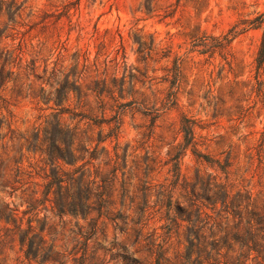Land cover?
Returning a JSON list of instances; mask_svg holds the SVG:
<instances>
[{"label":"rangeland","instance_id":"374dc122","mask_svg":"<svg viewBox=\"0 0 264 264\" xmlns=\"http://www.w3.org/2000/svg\"><path fill=\"white\" fill-rule=\"evenodd\" d=\"M263 42L264 0H0V160L7 166L5 177L4 171L0 175V209L22 212L41 200L44 182L32 167H44L47 175L53 170L39 163L40 151L55 142V124H76L60 114L70 110L91 119L80 124L82 146L94 158L83 171L99 172L95 187L113 175L101 197L105 203L89 201L96 210L85 223L83 209L76 219L67 218L70 228L96 222L85 264L151 263L142 239L164 221L137 209L166 203L160 186L173 190L174 214L176 207H187L178 220L179 251L194 262L186 247L195 242V206L206 203L209 183H226L229 197L256 200L247 211L259 213ZM39 125H47V132L36 141ZM215 162L231 165L225 167L228 181ZM189 199L197 201L191 205ZM48 211L39 204L32 221L33 235L47 245L54 239L45 227ZM11 227L0 221V230ZM84 237L76 246L63 232L54 244L78 259ZM24 260L16 236L0 245V264ZM43 261L41 252L31 264Z\"/></svg>","mask_w":264,"mask_h":264},{"label":"trees","instance_id":"16d2710c","mask_svg":"<svg viewBox=\"0 0 264 264\" xmlns=\"http://www.w3.org/2000/svg\"><path fill=\"white\" fill-rule=\"evenodd\" d=\"M261 56L262 59L259 65L264 64V42ZM87 70V66H82L81 75L83 76ZM98 82L96 81L95 86L99 85ZM94 89L97 88L91 89L92 93H95L96 90ZM108 93L110 94V92ZM97 99L102 102L100 96H97ZM60 114H67L70 120H76V124L72 128H69V126L60 127L59 124L54 125L55 142L53 143V140H51V149L46 147L45 151H40L41 154L39 155L41 158L39 160L40 164L43 163L45 166L53 167V170L50 169L48 175L44 167L38 165L32 167L35 175L44 182L41 200L35 199L29 209L22 212L15 208L12 209L8 205H4L0 209V221H3L5 226H12L11 228L0 230V245L10 243L16 236L19 243V251L23 252L26 264H31L32 261L35 262L36 257L41 252L44 260L43 264H66L68 260L73 262V264H85L88 241L91 238V234L93 235L96 232V222L94 219H90L86 227L76 224L73 227L70 225V228L68 224L71 223V219L78 217L82 211L80 209H83L82 220L85 223L90 215L89 213L96 210L91 205L97 204V202L105 203V200L101 201V197L105 195L107 186H109L108 184L112 182L113 178L112 175L110 180L108 178L101 179L102 185L95 187L94 180L98 178L99 172L95 170L91 175L89 171H83L84 167L92 164L90 161H93L94 158L92 151L89 152V148L86 145L82 146L85 131L80 129V124L85 119H91L70 110H62ZM101 121L98 125L105 123L103 119ZM46 126L41 128L39 125L34 128L33 134L36 141L39 140L42 131L47 132ZM51 127L53 128V125ZM41 143L42 145L46 144V139H42ZM263 151L262 144L258 145L255 174L258 177L259 184L264 179ZM44 153L50 155L45 159L43 157ZM74 154H86L87 156H75ZM195 155L198 158L203 157L198 154ZM80 161L84 162L76 166ZM215 163H217L225 175L226 181H228L229 174L226 172L225 167L228 168L231 165H228L227 162L226 166H219L218 162ZM104 165H109V162L106 161ZM18 168L17 166L15 172L19 171ZM6 169L7 166L4 165L3 168V162L0 160V175L4 171L2 178L5 177ZM175 176L178 177V174ZM226 187V183L224 185L221 183H209L207 187L208 196L205 197L206 203L202 202L201 206H195L198 211L199 224L194 225L196 229L193 234V240L195 242L189 241V245L186 247L192 255L196 256L194 262L190 261V258H183L180 255L179 249L182 245V240L178 233L180 227L178 220H181V215L187 212V207H176L174 214L172 189L160 186V196L167 199L166 203L162 202L160 205L155 204L152 207H147L145 204L140 210L139 208L137 209L138 213L148 212V215L153 214L156 216L157 223L164 221V224L161 225L162 227L154 228L147 237L142 239L145 242L144 248L151 262L150 264H191L192 262L193 264H235V261H238V264L239 262L240 264H264V192L260 191L256 196L259 204V207H257L259 213H255L247 210L250 207L256 208V200L251 203L249 197L240 194L235 197H229ZM99 189H101L100 192H98ZM93 198H95V202L90 203L91 205L88 204ZM196 201V199H189L191 205ZM158 202L159 200L156 203ZM39 204H47L49 206L50 217H45L44 221L46 222L45 227L48 229L49 235L54 236V239H51V243L48 245L42 237L33 235L32 221L37 214L36 210ZM242 204H244L243 212H246L245 220L243 212L238 211ZM163 208L165 212H163ZM99 209H101V204H99ZM68 217L71 219H67ZM84 228H86L85 232H83ZM87 228H90V231ZM136 231L138 236L134 244L138 245L142 238V227ZM63 232L69 233L71 242H75L76 246L80 243L79 239L86 236L82 243L81 256L78 259L75 258L76 254H67L65 249L62 250L63 246H55V238ZM172 247H174L173 255L168 257L167 255ZM235 254L237 255L234 256ZM63 260L64 262L62 263ZM127 261L130 262V259H127ZM18 264H24V262H19Z\"/></svg>","mask_w":264,"mask_h":264}]
</instances>
